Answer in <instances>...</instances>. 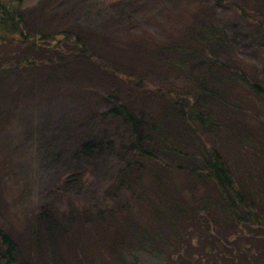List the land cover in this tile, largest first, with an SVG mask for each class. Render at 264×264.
Segmentation results:
<instances>
[{
	"label": "trees",
	"instance_id": "1",
	"mask_svg": "<svg viewBox=\"0 0 264 264\" xmlns=\"http://www.w3.org/2000/svg\"><path fill=\"white\" fill-rule=\"evenodd\" d=\"M216 1L247 15L236 0ZM250 2L264 8V0ZM17 9V4H0V70L16 73L20 63L25 68L42 63L33 67L34 87L45 68L47 80L56 82L72 83V75L90 79L94 71L114 80L112 86L123 81L127 94L144 104L141 116L131 112L112 86L94 88L110 104L100 120H121L130 135L132 153L114 186L127 179L141 183L143 171L156 196H148L151 202L134 196L144 203L134 206L112 197L108 204L77 214L70 209L65 215L30 206L13 223L30 251L25 254L13 232L0 229V264H40L30 248L52 250L58 232L70 235L73 223L66 219L75 215L82 223L109 220L104 221L128 240L105 264H264V85L223 57L227 36L213 19L203 17L194 29L191 25L172 36L131 20L130 27L139 31L131 48L134 62L126 43H121L126 58L106 60L93 54L82 27L48 32L37 25L32 31ZM142 139L152 144L143 147ZM155 152L167 156L162 159ZM173 187L182 189L179 196ZM192 188L199 191L195 200L183 195ZM193 248H199L197 258ZM103 258L93 255L92 263L102 264Z\"/></svg>",
	"mask_w": 264,
	"mask_h": 264
},
{
	"label": "rangeland",
	"instance_id": "2",
	"mask_svg": "<svg viewBox=\"0 0 264 264\" xmlns=\"http://www.w3.org/2000/svg\"><path fill=\"white\" fill-rule=\"evenodd\" d=\"M94 1L0 0V4H17L32 31L37 25L48 32L73 25L82 27L93 54L106 60L126 58L121 44L126 43L134 62L137 56L131 48L139 31L130 27L131 20L159 35L172 36L191 25L194 29L203 17L210 16L227 36L223 57L235 61L264 85V8L249 6L250 0L235 1L247 15L216 0H119L108 6H95ZM2 34L0 27V38ZM41 64L35 62L33 67ZM18 66L21 71L16 73L0 70V229L13 232L25 254L30 250L13 223L30 206L37 212L51 209L65 215L70 209L77 214L96 204H108L112 197L132 206L136 202L144 204L140 199L151 202L149 195L155 199L154 183L143 171L139 172L141 183L127 179L114 186L119 168L132 153L130 135L121 120H100V112L110 104L94 89L110 88L114 80L94 71L90 79L72 75V83L56 82L47 80L49 70L45 68L38 73L43 80L34 87L36 71L32 65ZM118 82L112 90L131 112L139 116L145 113L137 95L129 96L125 83ZM112 139L115 144H110ZM146 143L152 144L142 139L143 147ZM154 156L165 159L167 155L155 152ZM181 190L172 189L176 196ZM198 194L193 188L183 193L189 200L197 199ZM104 220L98 223L87 219L82 223L79 215L69 217L66 221L73 223L70 235L58 232L52 250L30 249L40 264H93V255L106 256L102 260L105 264L113 250L128 240ZM193 249L197 258L199 248ZM211 256H215L214 251Z\"/></svg>",
	"mask_w": 264,
	"mask_h": 264
}]
</instances>
